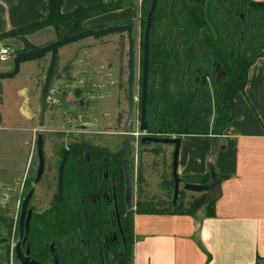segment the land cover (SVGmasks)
<instances>
[{
	"label": "trees",
	"instance_id": "trees-1",
	"mask_svg": "<svg viewBox=\"0 0 264 264\" xmlns=\"http://www.w3.org/2000/svg\"><path fill=\"white\" fill-rule=\"evenodd\" d=\"M48 1L49 12L44 19L1 32L0 41L22 40L25 48L18 51L26 50L35 47L27 39L34 32L47 27H54L58 33L63 28L81 31L86 19L132 6L134 0H104L68 12L62 10L64 0ZM252 1L157 0L149 37L146 108L149 134L212 136L213 150L223 146L221 139L233 120L236 96L245 91L252 64L264 56V8L252 6ZM151 4L152 0H143L144 25ZM153 144L158 145L153 152L162 154L161 146ZM96 151L98 159L107 154L102 146L97 145ZM118 167L116 180L122 185L117 192L121 231L113 207L98 195L90 197L89 187L84 188L81 198L66 188L63 212L56 220H49L45 235L37 236L42 246L45 241L55 243L59 264H133L135 213L194 215L202 203L206 216L215 215L216 197L208 198L206 191L199 203L194 198L189 202L178 199L174 205V188L169 190L166 181L164 195L169 198L164 195L147 198L141 193L136 202L132 201V207L127 208L121 154ZM213 172L219 180L228 177L217 173L212 157L206 173L181 177L184 183L210 184ZM138 180H144L142 166ZM103 189L99 179L96 192L101 194ZM113 231L118 234L117 241L112 239ZM253 264H264V257L259 255Z\"/></svg>",
	"mask_w": 264,
	"mask_h": 264
},
{
	"label": "crops",
	"instance_id": "crops-1",
	"mask_svg": "<svg viewBox=\"0 0 264 264\" xmlns=\"http://www.w3.org/2000/svg\"><path fill=\"white\" fill-rule=\"evenodd\" d=\"M101 1L64 0L62 10ZM129 8L134 10L127 6L88 18L84 26L104 27L99 26L100 18ZM48 12V0H0V33L44 19ZM42 33L53 40L57 30L47 27L27 39L38 46L45 43L35 41ZM5 42L11 41L2 40L0 45ZM221 144L213 150L212 136L186 134L179 151L181 176L206 173L211 157L217 173L228 176L209 197L217 198L215 215L206 216L204 204L194 215L135 213L133 264H253L259 255L264 257V56L249 69L245 91L236 96L235 114ZM10 175L0 170V183L8 184Z\"/></svg>",
	"mask_w": 264,
	"mask_h": 264
},
{
	"label": "rangeland",
	"instance_id": "rangeland-1",
	"mask_svg": "<svg viewBox=\"0 0 264 264\" xmlns=\"http://www.w3.org/2000/svg\"><path fill=\"white\" fill-rule=\"evenodd\" d=\"M142 4L143 0H134L133 5L129 6L134 7V10L133 8H129L119 12H112L100 18V21H98L101 23L99 26H108L125 22L134 24L133 35L136 42L135 96L137 98H139L140 92L142 44L145 28L141 17ZM82 26L86 28L84 22ZM59 35L60 33L57 31L56 38L59 37ZM49 36L52 35L42 33L35 38V41L39 43L53 41L54 39L49 40ZM13 39L16 38H9L7 40L11 42H5L4 44L10 46L16 52L25 48L24 42L19 43ZM64 48H67L66 50L72 48L73 50L66 52ZM63 51L64 53L61 54L62 66L64 61L62 58L64 56L76 55L81 62L85 60L89 62V70L97 71V73H104V77L106 78H104V81L114 79L115 76H119V78L121 76L123 81L126 82L128 78V36L123 32L110 33L101 38L88 37L72 44L70 47L69 45L64 46L61 48V52ZM48 61L49 59L46 58L44 63L46 66ZM31 64L32 62L23 63L20 73L14 78L0 79V170L3 174H11V180L8 184L0 183V204L4 215L14 220V223L17 221L21 201L30 189V178H32L35 173V144L38 134L40 132L44 134L45 153L53 163L58 161L56 153L61 151V140L58 139L56 131L61 127H51L48 125L40 129L35 119V115H38L40 111L41 104L40 92L42 81L38 80V77H43L44 70L40 72L42 67L40 68L37 66L33 68ZM61 65H59L58 74L53 81V93H58L61 90ZM12 69L13 58L7 61L0 60V71H10ZM112 129L116 128L111 126H99L96 128V130H98L96 134L97 145L107 150H119L121 145L119 143V137H112L110 134L101 132L102 130ZM129 136L132 139V147L128 153V162L134 180L133 203L139 199L141 193L142 196H146L147 198L152 196L157 198L164 194L166 195L167 192L163 184L164 181H166V186L167 184L169 185V190L172 191L174 188V178L172 175L174 146L172 144L159 143V146H161L164 151L162 154L158 155L153 152V149L158 145H142L139 141L141 133L138 131ZM141 166L144 170L143 182L138 180ZM55 176L56 170H54L52 166L50 170L51 179L49 182H51V184L53 182V185H50V189L43 187V190L39 191L41 197L43 196V198H46L55 192L53 181L55 180ZM14 178L20 179L15 180ZM185 184L186 183L182 182L180 185L179 201L185 200V202H189L193 198L197 199L198 196L202 194L201 192L188 190ZM140 187L143 188L142 191ZM215 192L216 191L212 189L207 191L206 195L209 198L214 196ZM165 195V199L169 198ZM202 206V203L198 205L199 208H202ZM5 217H3L2 221L3 226L5 225L4 223H6ZM17 241L18 236L15 235L13 237L12 235L11 245L15 246ZM3 264H16V262L12 261V258L8 261L7 257L3 259Z\"/></svg>",
	"mask_w": 264,
	"mask_h": 264
},
{
	"label": "flooded vegetation",
	"instance_id": "flooded-vegetation-1",
	"mask_svg": "<svg viewBox=\"0 0 264 264\" xmlns=\"http://www.w3.org/2000/svg\"><path fill=\"white\" fill-rule=\"evenodd\" d=\"M123 33L127 35L126 32ZM49 42L51 41L45 42L38 46ZM35 47L37 46L35 45ZM142 48L143 64L144 47ZM50 56V53H48L44 58L33 61L35 62V64L32 66L33 68L38 66L40 68L42 67L40 72L44 70L43 77H38V80L42 81V87L45 82L48 66L50 64ZM46 58L49 59L47 66L44 64ZM62 59H64L63 66L61 65V55L58 56L56 71L51 84V95L48 99L44 124V127H47L48 125L51 127H61L56 130L58 135L57 137L59 140H61V151L56 153L58 160L56 163H53V161L50 160L44 151V171L39 181L35 184L40 165V159L37 150V136L35 144L36 168L34 175L32 178H30V188L33 186L35 187V192L29 203V208L32 209V216L27 239L23 243L24 237L26 236V229H24V236L21 239L22 252L36 261L45 263L54 261L52 244L55 246V243H48L45 241L43 242L45 243V246H42V242L39 240V238H37V236H39V234L45 235L49 220H56L57 215L63 212L64 194L66 188L73 190L75 194H77V197L81 198L84 188L89 187L90 189L88 192L90 197L95 198L96 195H98L99 199H104L105 203L110 204L113 207L116 216V223L119 231H121V211L118 203L117 192L122 189V185L118 180H116V173L119 169L118 165L120 154L122 155L124 170L123 149L125 139L130 137V134H135V132L132 130V122L130 123V129L126 128V122L129 113L128 78L126 82L123 81L121 76L120 78L119 76H115L114 79L104 81V73H97V71L95 72L89 70L88 68H90V64L86 60L81 62V60H79L76 55H66ZM59 65L62 66V82L60 85L61 90L58 93H53L52 85L56 75L58 74ZM140 79L139 98L136 97L138 103V126H140L141 123L142 67ZM35 119L37 120L39 126L40 111L38 115H35ZM99 126H111L116 128L112 130H102L101 132L110 134L112 137H119V143L121 144L119 150H107V154H104L101 159H98V152L96 151V134L98 133L96 128ZM140 138L141 136L139 137V141ZM64 159L65 166L63 175V195L62 199H60L59 168ZM52 166L54 170H56V176L54 177L55 180H53L55 192L51 196L43 198V196L41 197L39 195V191L43 190V187L50 189L53 185V182L52 184L49 182L51 179L50 170ZM123 176L125 196V171H123ZM99 179L101 180L102 186L104 188L101 190V194L96 192ZM201 193L202 194L196 199L197 202L201 201L205 196L203 194L204 192ZM22 202L23 200L20 204L17 221H15L16 223H14V220H11L8 216L4 215L2 212V206L0 204V264H3V259H6L7 257L8 261L12 258V261L16 262V264H22L17 254V243L20 240L21 234L20 215ZM125 204L126 207L129 208L126 199ZM3 217L6 218V223H4V226L2 224ZM12 235L13 237L15 235L18 236V241L16 242L15 246L11 245ZM112 239L117 241L118 234L116 231H113Z\"/></svg>",
	"mask_w": 264,
	"mask_h": 264
},
{
	"label": "water",
	"instance_id": "water-1",
	"mask_svg": "<svg viewBox=\"0 0 264 264\" xmlns=\"http://www.w3.org/2000/svg\"><path fill=\"white\" fill-rule=\"evenodd\" d=\"M157 0H152L150 6L146 25L144 30V55H143V64H142V87H141V123L140 126L137 124V115H138V103L135 96V81H136V51H135V38L133 35L134 25L133 23H119L108 25L100 28L90 27L85 28L81 31L72 33L71 29L63 28L60 30V37L46 43L41 46L31 47L26 50L18 51L13 57V69L10 71H0V79L14 78L20 71L21 66L25 62L34 61L44 58L48 53H50V64L48 66L47 74L45 77V82L41 89V104H40V123L39 128L42 129L45 124L46 109L48 104L49 96L51 95V84L53 77L56 71V64L60 49L64 46L76 43L82 39L88 37L101 38L110 33L116 32H126L128 36V100H129V113L126 122V128L130 129V123L132 122V130L134 132L138 131L141 133L140 143L142 145H151L153 143H164L172 144L174 146L173 151V160H172V175L174 178V194H173V204L175 205L179 199L180 195V185L183 182V178L178 172L179 165V151L181 147V137L170 136V137H161L157 135H151L148 133L149 124L146 120V108H147V83H148V63H149V37L150 30L152 25L153 14L156 9ZM252 6L264 7V1L253 0L251 2ZM131 149V138L127 137L124 142L123 157H124V171H125V180H126V193L125 199L129 208L132 207V198L134 190V180L131 170L128 163V153ZM37 150L40 159V165L38 169V176L35 180V184L39 181L44 171L45 159V139L44 134L40 132L38 134L37 140ZM64 166L65 159L62 161L59 168V197L62 199L63 195V175H64ZM213 182L210 184L202 183H186L185 187L188 190L196 192H205L210 191L219 184L220 180L215 172L212 173ZM35 192V187H31L30 190L25 195L22 206H21V215H20V240L17 243V254L18 258L21 260L22 264H59V254L57 248L52 244V251L54 254L53 262H40L32 259L30 256L25 255L22 252V242L21 239L24 236V229H26V236L24 237L23 243L27 239V235L30 228V220L32 216V209L29 208L30 200ZM199 205V204H198ZM119 219V216H118ZM116 237V234H115ZM8 241V240H7Z\"/></svg>",
	"mask_w": 264,
	"mask_h": 264
},
{
	"label": "built area",
	"instance_id": "built-area-1",
	"mask_svg": "<svg viewBox=\"0 0 264 264\" xmlns=\"http://www.w3.org/2000/svg\"><path fill=\"white\" fill-rule=\"evenodd\" d=\"M15 54L16 51L13 50L10 46L0 45V60L7 61L10 58H13Z\"/></svg>",
	"mask_w": 264,
	"mask_h": 264
}]
</instances>
